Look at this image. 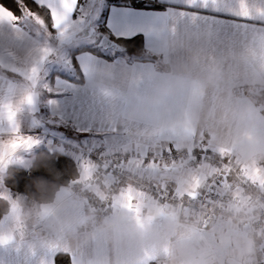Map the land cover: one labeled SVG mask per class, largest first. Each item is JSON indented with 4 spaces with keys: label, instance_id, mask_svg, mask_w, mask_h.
<instances>
[{
    "label": "clouds",
    "instance_id": "obj_1",
    "mask_svg": "<svg viewBox=\"0 0 264 264\" xmlns=\"http://www.w3.org/2000/svg\"><path fill=\"white\" fill-rule=\"evenodd\" d=\"M243 2L254 17L256 9L264 10ZM256 27L248 30L241 48L213 53L206 27L181 25L159 34L155 49L160 59L155 63L139 69L127 63L91 68L83 86L106 106L102 123L124 130L121 155L151 153L171 136L178 148L175 166L164 173L125 166L109 177L102 162L94 163L91 176L80 168L69 182L42 181L34 194L5 200L0 240L7 243L0 247L34 252L55 244L88 253L99 244L103 255L84 257L99 264H133L146 250L165 248L157 264H264V185L242 171L264 170V61ZM51 40L44 63L62 58L55 38ZM37 47L19 62L22 69L40 62ZM30 90V84L21 81L15 96L3 101L12 104L20 129L30 110L21 100ZM43 90V84L35 89V100ZM0 123L8 128L7 109L0 111ZM185 129L213 149L231 151L232 191L211 200L185 195L167 201L151 192V186L162 181L185 194L205 193L216 179L190 158L198 145ZM11 138L6 135L0 141ZM37 160L33 157V166ZM128 185L133 195L147 193L136 201L138 219L120 206L119 193ZM113 200L116 207L111 206Z\"/></svg>",
    "mask_w": 264,
    "mask_h": 264
},
{
    "label": "crops",
    "instance_id": "obj_2",
    "mask_svg": "<svg viewBox=\"0 0 264 264\" xmlns=\"http://www.w3.org/2000/svg\"><path fill=\"white\" fill-rule=\"evenodd\" d=\"M158 1L165 3L166 7L155 9L116 4L107 6L106 4L108 31L116 38L142 36L146 50L157 55L158 60L160 55L155 49V44L159 34L172 32L181 25L206 27L212 36L210 51L213 53L223 52L228 48H241L251 27H264V21L258 17L244 18L236 15L240 0H221L218 6L208 5L207 7L200 3L192 4L190 0ZM247 3L253 8H264V0H247ZM72 19L79 21V17L75 13ZM83 25V23L78 24L77 28H82ZM74 36L73 30L69 37L63 41L55 38V43L59 45L60 49L61 46L68 48L69 42ZM91 38L95 43V37ZM46 42L52 44L53 41H48L35 29L26 30L18 36L7 24L0 25V58L15 56L17 60L22 61L34 47L41 46ZM72 51L73 49L70 48L69 55L72 54ZM76 60L83 79L81 83L70 79H78L76 69L72 74L60 72L54 66L47 69L44 83L49 86L51 91L46 89L42 91L36 100L34 110H29L24 115L21 127L23 135L31 136L38 142L29 150H19L6 166L0 168V194L7 195L11 199L18 197L14 196L4 183L5 172L12 165L29 167L36 151L41 147L63 151L62 148L56 146L57 138L74 143H87L109 150H122L125 146L124 130L102 123L106 106L98 99L94 91L83 86L84 82L90 69L96 65L118 66L127 63L134 64L139 69L155 63L157 60H140L136 59V56L122 54L109 59L90 49L76 52ZM47 63L41 65V78ZM15 78L20 79L18 76ZM113 129L116 131L113 132ZM6 135H10L7 126L0 123V138ZM59 253L65 252H53L48 248L28 252L25 249H16L12 246L0 247V264H56L55 258ZM67 254L70 264H73L71 255ZM150 262H157V259Z\"/></svg>",
    "mask_w": 264,
    "mask_h": 264
},
{
    "label": "snow or ice",
    "instance_id": "obj_3",
    "mask_svg": "<svg viewBox=\"0 0 264 264\" xmlns=\"http://www.w3.org/2000/svg\"><path fill=\"white\" fill-rule=\"evenodd\" d=\"M21 15L17 16L6 5L0 3V25L7 24L12 31L19 35H22L26 30L35 29L42 36L46 37L48 41L52 38L63 41L69 37V34L78 27V24L83 23L81 18L79 21L72 19L73 14L77 11L79 0H32V2L43 10L46 14L50 15V25L46 23L44 16L39 11L31 10L26 0H14ZM221 0H190V3H200L207 7L208 5L218 6ZM258 18L264 20V10L256 9ZM236 15L251 18L252 12L245 6L243 0H240V8ZM195 18V17H194ZM50 29L54 30L51 31ZM254 32L259 33L258 42L261 52L260 59L264 61V27H256ZM43 45L38 46L37 51L42 53L39 63H34L30 69L24 70L20 67V61L15 56H9L7 58H0V111L7 109L8 111V128L7 131L11 134V139L7 142L0 141V168L9 163L15 153L19 150H29L38 141L34 140L31 136H26L21 133L19 125L15 122V111L11 103L4 104V100H11L16 94V89L21 81H25L31 86V90L28 94L22 98L21 103H27L30 110H34L36 103L35 97L38 93L35 91L43 84V89L51 91L46 83L41 79V65L44 63L43 57L52 51L51 44L46 42ZM4 73L15 74L12 78H9ZM16 76L20 79L15 78ZM6 93V95H3ZM51 103V102H50ZM116 129H113L115 132ZM184 134L193 138L194 143L198 145L195 152H190L189 156L192 160L197 162L202 168H204L209 176H214L216 179L208 186V190L205 193L193 191L187 194L173 190L162 181L157 182L151 186V192L159 196L162 200L169 199H183L187 195L190 200H211L213 196H222L226 192L232 191L233 185L229 180L230 165L232 164V153L226 149H213L201 136L199 140L195 139L196 134L185 129ZM178 148L174 143V140L169 136L165 141L161 142L154 151L151 153L144 151L138 152L133 157H126L123 160H112L111 163L105 161L106 175L112 177L117 170L128 168H143L147 167L153 169L159 173H164L174 167L177 162ZM197 152L199 155H197ZM175 153V155L173 154ZM95 168L93 162L85 160L81 164L83 172L89 176L92 174V170ZM242 171L248 176L254 183L259 181L264 185V170L261 168L249 169L247 167L242 168ZM76 182V181H73ZM199 184V179L195 181ZM236 191H239L237 188ZM147 193L144 191H137L133 195L131 192V185L127 186V191L121 189L120 206L126 208L130 213L139 218V208L136 205V201L143 200ZM0 199L11 201L10 197L4 194H0ZM112 207L117 206V201L113 200ZM0 243H7L6 240H0ZM47 248L50 251H62L69 253L72 257L73 264H99V260L88 259L85 260L86 255H95L99 258L103 255L102 246L97 245L96 248L89 250L88 253L83 251H71L69 249H60L55 244H49ZM167 249H148L140 257H137L133 264H149L150 261L156 260L160 255H166Z\"/></svg>",
    "mask_w": 264,
    "mask_h": 264
},
{
    "label": "trees",
    "instance_id": "obj_4",
    "mask_svg": "<svg viewBox=\"0 0 264 264\" xmlns=\"http://www.w3.org/2000/svg\"><path fill=\"white\" fill-rule=\"evenodd\" d=\"M88 1L90 4L91 0H79L77 11L75 12L76 15L79 11L80 6L85 5L86 7ZM0 3L6 5L17 16L21 15L14 0H0ZM26 3L28 7L34 12L39 11L41 15L44 16L46 23H49L50 25V15L46 14L43 10L38 9V7L32 2V0H26ZM106 4L107 6L110 4H116L155 9L166 7L165 3L158 0H106ZM107 10L108 9L105 8L99 18V32L96 35L97 43L103 34H107L112 39L125 45L126 51L131 53V56H136V59L156 61L157 55L152 54L146 50L142 36L138 35L132 38H116L108 31L106 27ZM50 30L54 33V30ZM83 49H90L94 53L102 55L109 59L113 58L112 55L108 54L106 50H104L102 47H99L98 45L89 47L84 46L78 49H74L72 51L71 60L78 73V79H70L79 83L83 82V79L81 76V70L76 60V52ZM4 74L14 76V74L12 73ZM34 157L38 158L36 166H33L32 162L29 167L12 165L5 172L3 177L4 183L10 188L14 196L34 194L37 190V184L42 181L49 184L64 183L71 181L78 174V169L75 165V162L68 154L64 152L63 154H59L58 150H50L48 148L41 147L36 151ZM5 205L6 201L0 199V212L3 211ZM55 262L56 264H70V259L67 253H59L55 258ZM149 264H157V262H150Z\"/></svg>",
    "mask_w": 264,
    "mask_h": 264
},
{
    "label": "rangeland",
    "instance_id": "obj_5",
    "mask_svg": "<svg viewBox=\"0 0 264 264\" xmlns=\"http://www.w3.org/2000/svg\"><path fill=\"white\" fill-rule=\"evenodd\" d=\"M106 0H91L90 4L88 1V4L81 5L79 8V11L77 13L79 20L83 19V27L82 28H76L74 30L75 36L73 39L70 40V46L68 48L65 46H61L60 52H61V59L58 61H48L47 65L44 68V71L42 73V82L44 83L45 77L44 75H47V69L54 66L56 69H58L60 72L72 74L74 72V65L72 64V54L69 55L70 48L71 49H78L80 47L84 46H97L98 43L96 41V35L98 32V22L99 18L101 16V13L103 9L105 8ZM87 9V10H85ZM42 36V35H41ZM95 37V43L92 42L91 37ZM104 49V48H103ZM88 50V49H87ZM106 52L110 55H112L114 58L118 55H126L129 56L131 53L128 51H115L113 49H104ZM78 54V53H77ZM84 64H87L84 62Z\"/></svg>",
    "mask_w": 264,
    "mask_h": 264
},
{
    "label": "built area",
    "instance_id": "obj_6",
    "mask_svg": "<svg viewBox=\"0 0 264 264\" xmlns=\"http://www.w3.org/2000/svg\"><path fill=\"white\" fill-rule=\"evenodd\" d=\"M55 143L56 146L62 148L66 154L73 158L77 169L81 168V164L85 160L93 163H102L105 161L111 163L112 160H123L126 158L121 155V150H109L100 146L89 145L87 143L69 142L61 138H57ZM173 154L175 155V153ZM197 155H199L198 152Z\"/></svg>",
    "mask_w": 264,
    "mask_h": 264
},
{
    "label": "water",
    "instance_id": "obj_7",
    "mask_svg": "<svg viewBox=\"0 0 264 264\" xmlns=\"http://www.w3.org/2000/svg\"><path fill=\"white\" fill-rule=\"evenodd\" d=\"M98 46L104 49H113L115 51H124L126 50V46L121 44L120 42L112 39L107 34H103L98 40Z\"/></svg>",
    "mask_w": 264,
    "mask_h": 264
}]
</instances>
